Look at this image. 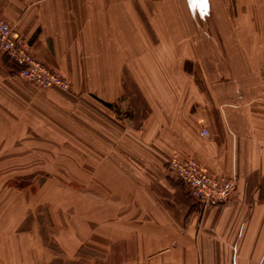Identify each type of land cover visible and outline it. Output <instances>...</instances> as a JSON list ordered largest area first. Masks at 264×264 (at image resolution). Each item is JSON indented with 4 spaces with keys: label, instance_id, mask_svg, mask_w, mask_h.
<instances>
[{
    "label": "crops",
    "instance_id": "1",
    "mask_svg": "<svg viewBox=\"0 0 264 264\" xmlns=\"http://www.w3.org/2000/svg\"><path fill=\"white\" fill-rule=\"evenodd\" d=\"M0 14L73 90L37 91L0 48V165H31L45 125L65 152L67 121L85 153L67 163L75 214L0 230V264H264V0H0ZM174 156L236 176V193L195 201ZM25 171L7 179L38 176Z\"/></svg>",
    "mask_w": 264,
    "mask_h": 264
},
{
    "label": "rangeland",
    "instance_id": "2",
    "mask_svg": "<svg viewBox=\"0 0 264 264\" xmlns=\"http://www.w3.org/2000/svg\"><path fill=\"white\" fill-rule=\"evenodd\" d=\"M29 50V49H28ZM33 54V53H32ZM132 63V60L130 61ZM52 69V68H51ZM121 70V68L119 67ZM54 71L60 72L57 69ZM61 73V72H60ZM63 74V73H61ZM64 75V74H63ZM65 76V75H64ZM68 79V78H67ZM69 80V79H68ZM70 81V80H69ZM37 91H43L51 88H42L36 83L29 82ZM134 85V84H133ZM131 84V89L135 91L137 88L136 85ZM53 89L63 92L57 87H52ZM66 93V92H64ZM73 93V90H71ZM70 93V94H71ZM132 93V91H131ZM132 96V95H131ZM70 121H67L66 132H65V141L66 148L65 152H59L60 150L55 148L57 141H62V134L54 131L50 126L49 133H46L45 136L42 135V138H36L35 141L37 144H40L41 141H44V148H34V161L31 165H0V174L7 173L0 180V189L2 194L0 195V230L1 232L5 231H23L26 224H32L31 222L36 220H45L49 219L48 216L52 215V212H59L61 215L64 213L74 215V201L73 191L68 185H71L72 182L69 181L73 177V168L71 164L72 157L75 152L81 153L82 156L85 153L81 152L78 148H73V140L75 135L73 134V128L70 127ZM40 135V134H39ZM78 141H81L79 139ZM35 143V142H34ZM55 145H54V144ZM47 144V145H46ZM87 151V150H85ZM89 154V152H86ZM78 156H81L78 154ZM70 163V164H67ZM28 171H34L38 173V176L35 180L31 178H21L18 180H8L11 175L21 174ZM46 172L47 178H40V172ZM30 174V173H28ZM22 177V176H21ZM20 178V177H19ZM40 179V180H38ZM66 184V185H65ZM26 189H30L25 191ZM32 189V190H31ZM45 190V191H43ZM15 201L18 203V207H15ZM85 201V202H84ZM83 204L89 205V198L83 197ZM64 206V208H62ZM73 206V207H72ZM15 207V210H14ZM59 207V208H58ZM17 212V218L16 213ZM14 220H16L14 222ZM14 224L16 227H13L12 230L9 223ZM26 223V224H25ZM6 227L7 229H4ZM28 227V226H27ZM3 228V229H2ZM21 228V229H20ZM20 229V231H19Z\"/></svg>",
    "mask_w": 264,
    "mask_h": 264
},
{
    "label": "built area",
    "instance_id": "3",
    "mask_svg": "<svg viewBox=\"0 0 264 264\" xmlns=\"http://www.w3.org/2000/svg\"><path fill=\"white\" fill-rule=\"evenodd\" d=\"M0 48L19 68V74L28 82L42 88L57 87L71 93L72 85L66 76L54 71L37 59L15 35L11 25L0 14ZM202 134L207 135L204 130ZM170 173L188 189L192 198L205 205L228 202L236 193V176L222 177L209 172L198 160L174 156L167 161Z\"/></svg>",
    "mask_w": 264,
    "mask_h": 264
}]
</instances>
